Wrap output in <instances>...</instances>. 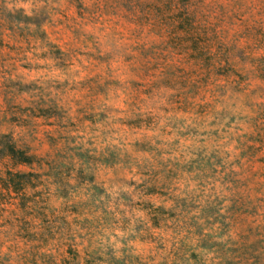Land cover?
Here are the masks:
<instances>
[{"label": "clouds", "instance_id": "9594fccd", "mask_svg": "<svg viewBox=\"0 0 264 264\" xmlns=\"http://www.w3.org/2000/svg\"><path fill=\"white\" fill-rule=\"evenodd\" d=\"M80 4L84 15L77 17L72 27L91 47H82L83 55L65 48L62 56L50 54L49 58L40 59L39 54L51 47L44 44L54 38L53 30L55 37L62 35L59 29L63 26L58 22L64 20L69 0H0V39L18 48H23L21 34L32 40L31 50L12 54L17 59L4 65L7 72L0 69V87L9 82L14 102L22 108L51 98L61 109L69 110L71 118H75L77 108L85 107L94 119L65 133L57 148L60 158L55 153L39 152L44 167L34 166L35 171H45L48 164L53 168L66 164L69 157L75 169H84L79 178L76 171L72 172L65 184L67 198L58 193L59 184L44 178L51 188L49 209L67 224L58 222L56 238L42 252L56 264H60V256L69 246L79 253V264H84L86 252L103 257L96 264H129L135 257L142 264H245V240L241 229L232 224L229 209L238 194L249 195V190L236 182L248 176L247 156L243 153L250 142L248 137L254 134L259 105L249 106L243 90L226 85L216 93L204 116L191 111L177 113L168 105L182 94V80L170 83L163 78H157L153 91L138 99L137 69L125 62L126 53L131 51L129 41L111 27L108 19L118 18L119 0H80ZM166 4L167 0H161L157 8L145 10L143 15L157 19L167 15ZM227 4L229 22L236 20L239 24L234 27L243 29L235 40L264 34V0H227ZM211 5L212 0H189L184 5L173 0L172 4L188 16ZM69 23L70 20L65 21L66 25ZM234 44L235 41L233 47ZM89 52H95V58ZM238 55L249 63L243 53ZM25 64L29 67H21ZM174 75L172 71L165 73V77ZM22 85L30 87L20 92ZM86 88L92 89L87 95ZM3 105L4 97L0 96V109ZM148 116L154 121L151 126L144 121L130 135L126 122ZM20 119L30 120V113ZM62 123L66 125L68 121ZM33 127H24L23 123L3 125L0 134L11 132L18 144L30 146L25 151L30 157L37 151L41 135ZM133 139L140 141L135 150L129 146ZM78 152L85 157H98L99 162L75 158L73 154ZM110 153H115V158L105 162L104 157ZM225 176L233 179L225 181ZM151 187L167 193L158 199L157 206L177 212L175 219L160 228H153L146 213L136 207L137 202L152 199L144 195ZM73 206L78 211L73 212ZM207 210H214L213 215L207 216ZM17 231L15 221L11 226L0 227V261L4 264H25V256L31 255L30 246L20 244ZM30 231L39 233L36 228ZM247 242L252 243L253 239ZM37 264H42L39 257Z\"/></svg>", "mask_w": 264, "mask_h": 264}, {"label": "rangeland", "instance_id": "374dc122", "mask_svg": "<svg viewBox=\"0 0 264 264\" xmlns=\"http://www.w3.org/2000/svg\"><path fill=\"white\" fill-rule=\"evenodd\" d=\"M160 2L161 0H135V2L134 0H119L118 18L115 16L108 18L111 21V27L129 41L131 51L126 53L125 62L137 69L135 84L138 87L135 89V95L138 99L143 98L153 91L157 78H163L170 83L182 80V94L176 95L168 105V108L177 113L191 111L204 116L214 101L216 93L226 85L243 90L248 97L249 106L259 105L253 125L254 134L248 137L250 142L245 145L246 151L243 153L247 156L248 176L243 181L236 182L249 190V195L238 194L229 211L232 224L241 229L245 240L244 254L248 256L245 264H249V261L251 264H264V195H261L264 193V110H260L264 109V103H262L264 102V34L257 35L255 39L249 37L235 40L236 34L243 29L234 27L239 24L238 21L229 22L230 13L227 11V0H212L210 7L198 9L193 16H188L185 10L173 7V0H167L165 5L167 15H161L158 19L143 15L145 10L151 11L157 8ZM187 3L189 0H179L180 5ZM69 5V10L63 14L64 20L58 22L63 26L59 29L62 35L55 37V30H53L54 38L48 39L44 44L45 47L48 45L51 47L48 52L39 54L40 59L49 58L50 54L62 56L65 54V48L69 52L83 55L81 48L91 47L90 43L85 44L77 36L78 30L72 27L77 22V17H83L84 14L81 11L83 5L80 4V0H69ZM130 5L132 7H129ZM71 12H75V16H71ZM68 20L71 23L66 25L65 21ZM2 26L3 24L0 23V27ZM261 32L264 33V29ZM19 39L23 42V48L6 44L3 39H0V69H4L6 63L17 59L12 55L13 53L31 50V39L24 37L23 34ZM233 41H235L234 47ZM3 49H7V52L2 51ZM238 53H243V57L248 59L249 63H244ZM88 55L95 58L96 53L89 52ZM94 62L97 61L94 59ZM12 67L15 69V64ZM21 67L28 68L29 65L25 64ZM226 67L228 71H225ZM7 71L4 69V72ZM168 71L174 72L175 75L165 77ZM25 87L30 86L22 85L20 92ZM91 90L86 88L84 94L87 95ZM0 96L4 97V105L0 109V126L13 124L20 126L21 123L24 127L35 125L33 131L41 134L37 151L34 152L38 156H40L39 152L43 151L45 155L55 153L57 158H60L61 153L57 151V148L64 140L65 133L69 129L76 130L78 126L89 121L94 122L85 107L77 108L75 118H71L68 115L69 110L61 109L56 100L51 98L48 100L42 98L38 102H32L30 107L22 108L19 103L14 102L15 97L7 81L0 87ZM77 103L80 102L77 101ZM29 113L31 119L21 122V115ZM64 120L68 121L66 125L62 123ZM144 121L149 127L154 122L151 116L142 117L138 121L126 122L125 127L129 134L133 135L143 126ZM0 137L3 142L15 141L11 132L2 133ZM18 145L30 150L28 145L23 143ZM139 145L140 141L133 139L129 146L135 150ZM73 156L86 159L89 163L99 162L100 159L91 155L85 157V154L79 152L74 153ZM114 158L115 153H110L109 156L104 157V160L107 162ZM237 163L242 165L245 161ZM6 166L4 161L0 162V177L4 176ZM38 166L44 167L43 160ZM15 170L29 171L31 168L19 165L15 167ZM73 171H76L78 178L84 175L83 167L79 170L75 169L71 157L68 158L66 164L55 168L48 164L45 171L39 172L38 185L28 190L30 194L35 195L34 204L27 203V210L20 207L15 193L0 182V221H2L0 227L11 226L15 221L18 228L16 235L20 244L25 247L30 246L31 255L25 256V264H37V257L42 264H56L50 255L42 252V249L56 238L58 222L63 221L67 224V221L49 209L48 194L51 188L44 178H52L54 183L59 184L58 193L67 198L68 188L65 184L71 179ZM224 179L230 182L233 178L225 176ZM129 183L134 184L135 182L129 181ZM80 186L82 187L83 184L81 183ZM144 195L152 199L137 202L136 207L146 213V218L153 228L165 226L177 217V212H170L162 205L157 206L158 199L167 195L161 188H148ZM71 210L78 211L75 206ZM178 211H183V209ZM6 212L8 216H5ZM213 213L214 210L206 211L207 216ZM206 222L213 223L212 220ZM216 222L222 223L221 221ZM223 227L226 226L222 223ZM32 228L39 229V233L30 231ZM249 238L253 239L252 243L247 242ZM193 258L195 259V254ZM79 259V253L69 246L60 256V264H79ZM97 260L103 261V257H97L94 253H85L84 264H96ZM0 264L4 262L0 261ZM129 264H142V261L139 257H135L129 261ZM228 264H233V262L229 261Z\"/></svg>", "mask_w": 264, "mask_h": 264}, {"label": "trees", "instance_id": "16d2710c", "mask_svg": "<svg viewBox=\"0 0 264 264\" xmlns=\"http://www.w3.org/2000/svg\"><path fill=\"white\" fill-rule=\"evenodd\" d=\"M28 150L25 147L19 146L15 141H2L0 137V162L4 161L6 170L4 176L0 177V182L4 187L15 193L19 199L20 207L28 209L27 203L33 205L34 193L28 192L29 188H35L38 185L40 173L34 170L35 167H39L42 157L36 155L26 156L25 151ZM40 163H37V162ZM26 165L31 168L29 171L15 170L16 166ZM27 205V206H26Z\"/></svg>", "mask_w": 264, "mask_h": 264}]
</instances>
